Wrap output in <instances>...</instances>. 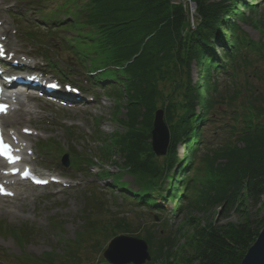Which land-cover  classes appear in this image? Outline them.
I'll list each match as a JSON object with an SVG mask.
<instances>
[{
  "label": "trees",
  "instance_id": "obj_1",
  "mask_svg": "<svg viewBox=\"0 0 264 264\" xmlns=\"http://www.w3.org/2000/svg\"><path fill=\"white\" fill-rule=\"evenodd\" d=\"M40 1L45 2L47 8L48 2L57 0ZM59 1L44 20L53 24L56 31L61 29L72 34V39L70 36L64 39L69 49L77 44L87 47L78 58L88 59L91 70L101 73L97 80L106 81L103 86L111 85L110 91L124 102L119 108L125 112L116 118L121 131L111 137L101 131L97 133L101 147L105 146L102 159L105 162L115 154L123 156V167L114 164L115 174L131 176L139 191L133 193L131 183L121 182L122 176H113L107 170H103L101 176L125 193L126 199H133L138 207L149 208L151 214L160 212L163 203L168 202L175 205L173 212L177 216L185 210L191 191L197 187H205L202 195L205 190L212 191L207 201L201 200L205 203L224 202L223 206L234 208L239 201H244L242 208L249 209L248 202L257 208L264 195V108L260 107L264 106V91L244 90L250 94L252 108L245 111L247 114L240 127L231 126L229 134L236 143L217 152L207 151L204 155L209 160L200 156L202 147L210 144L205 129L208 123L214 122L216 114L217 102L212 92H217L218 85L217 81L213 83L212 75H243V59L251 65L243 49L248 54L259 56L262 52L264 56L262 47L243 38L233 24L234 19H241L243 8L250 12L256 9L255 1L232 0L225 5L193 0L198 7L195 30L191 29L181 7L170 4L172 0ZM152 15L156 16L155 23L146 19ZM191 62L198 68L199 80L195 84L188 77ZM160 82H166L171 92L166 93L159 86ZM157 101L162 102L173 138L171 152L161 165L154 160L157 157L149 143L154 117L145 120L146 114L153 115L157 111ZM180 144L183 157L173 154V149L177 152ZM236 154V162L228 159ZM212 156L225 161V165L216 166L217 173L207 182L202 180L201 171L207 162L211 174ZM235 164L241 165L243 174L238 175L237 167L233 169ZM229 195L231 198H227ZM198 197L199 193L193 200ZM245 220L235 233L233 230L222 233L209 227L203 234L194 235L192 241L197 255L194 253L191 258L196 257V264H241L264 228V219L255 228H251L248 216ZM166 226L163 224L162 232L167 230ZM128 229L126 220L119 219L111 223L110 229L101 227L99 231L124 233ZM8 232L20 245L32 242L31 229L9 228ZM148 233L149 243L154 245L155 233ZM171 240L159 238L156 241L151 264H174L171 252L176 247ZM24 261L47 264V257L25 256Z\"/></svg>",
  "mask_w": 264,
  "mask_h": 264
},
{
  "label": "rangeland",
  "instance_id": "obj_2",
  "mask_svg": "<svg viewBox=\"0 0 264 264\" xmlns=\"http://www.w3.org/2000/svg\"><path fill=\"white\" fill-rule=\"evenodd\" d=\"M230 1L232 0H207L208 3H223L225 5H229ZM253 1H255L256 12L255 10L250 12L243 8L240 12L243 21L234 19L233 24L238 27L243 38L253 41L254 46H261L264 51V0ZM0 4V7L10 10L14 15L16 14V19L11 18L10 20V22L15 21L16 23L11 27L8 39L9 46L21 51L20 54L32 55L36 63L44 69L40 72L56 76L52 69L44 66L46 65L44 60L48 59L54 63L53 67H57L64 74L66 73L65 75L74 73V76L70 75L67 78L70 80L67 82L78 88H84L87 98L94 97L97 103L88 106L83 105L82 108L73 110L51 106L38 100L29 103V107L32 108L36 116L31 123L26 121L20 128L38 130L36 137L29 138L32 143L51 140L60 145L62 149L74 150L75 148L77 151L89 155L93 164L86 163L84 158L79 171L71 170L69 168L71 158H69V166L65 167L62 164L63 156L60 150L50 159L48 156L36 155L34 165L42 174L50 173L71 180L65 179L67 181H64L65 185L59 184L47 188H33L26 184L24 189L32 193L27 199L21 200L19 198L14 201L10 200L12 202L9 203L0 204V264H27L24 261L26 255L39 258L45 256L47 257V264H103V255L109 243L115 236L121 235L145 240L149 245L152 257L153 250L157 245L156 241L159 238H170L172 239L171 244L176 247H174L176 250L173 249L171 252L175 260L174 264H196V257L191 258L194 253L197 255L196 244H193L192 241L194 235L203 234L204 229L209 227L216 228L222 233L231 230H233L232 233H235L247 221L245 220L246 216L250 220L251 228H255L254 226L264 219V195L257 208L249 205V202L247 203L249 209L242 208L244 201L243 203L239 201L234 208H228V206H223L224 202L208 204L201 201H207L211 197L212 191L205 190L202 195L205 187H197L191 191L190 200L186 201L185 204V210L180 214L178 213L177 216H174L175 205L173 203H163L160 212L151 214L149 208L138 207L133 199H126L124 193L109 184V179L100 177L102 169H108L114 174L116 173L113 168L114 164L123 167V156L115 154L110 159H105L104 162L102 154L105 146L102 148L101 141L96 139L99 130L106 137H111L121 131L116 118L125 112L119 108V105L124 102L117 101L115 97L110 96V92L106 89L97 88L93 82H89V85L86 84L85 80H88L89 77H87L84 67H87L86 61L88 59L83 62L77 60L76 56L67 51L66 44L63 42V36L72 35L71 33L56 34L53 32L56 39L50 36L44 40L43 44L39 45L29 41L27 36H23L19 40L22 32L28 33V31H35L38 28H45V24L41 22L40 18L42 15L36 11L40 5L39 1L0 0ZM59 4L60 1L57 0L49 2L48 6L52 10ZM170 4L181 7L187 17V22L191 24V29L195 30L198 15L197 4L193 0H172ZM152 16L146 19L155 23L157 21L156 16ZM1 17L7 19L3 13ZM36 22L39 26L35 24ZM16 29L18 30L17 34H15ZM253 45L251 46L253 47ZM77 49L80 50L78 53H85L88 50L86 46L81 45ZM217 50L220 53V49ZM262 54V52L259 53V56L257 53L248 54L243 49V55L249 56L251 62L249 65L243 59V75H212L213 83L217 81L218 85L217 92H212L217 102L216 114L214 122L208 123L205 129L210 144L202 147L201 159L209 160L204 155L207 151L217 152L236 143L234 136L229 134L232 130L231 126L240 127L242 125L241 120L247 114L245 111L252 108L249 103V93H254L257 89L264 91V56H261ZM189 70L190 75L188 77H190L191 82L197 83L199 75L194 62H191ZM56 78L59 77L56 76ZM159 86L166 93L171 92L166 82H160ZM245 89H249V93L245 92ZM260 104L262 105V102ZM155 105L156 110L163 111L162 102L157 101ZM260 107L264 108V106ZM154 114H146L145 120L150 121L151 118H155ZM164 121L170 132L167 156L171 152L173 138L169 124L166 119ZM153 124L154 119H152V127ZM69 131H73L74 135H70L72 133ZM71 141H74V147L69 148ZM149 143L152 148V138ZM175 153H179V156L183 157L182 144L177 146V152L173 149V154ZM237 155H232L228 159L236 162ZM166 156H156L157 159L154 160L161 165ZM94 158L100 160L103 167L99 166ZM210 161L213 162L211 174L207 162L204 163L205 166L201 171L203 172L202 180H207V182L212 178L211 175L217 173L216 166L225 165V161L216 160L214 156L210 158ZM235 167H237L238 175L243 174V168L240 164L238 166L235 164L233 169ZM116 175L123 177L121 182L131 183L130 190L133 193L139 191V187L133 184L134 181L131 176L124 173L113 176ZM26 193L29 194V192ZM198 193L199 197L193 200V197ZM227 198H231V196L229 195ZM190 201L194 202L190 203ZM158 216L163 220V224L168 223L165 232H162L161 222L154 221L155 217ZM119 219H125L130 229L124 233H101L99 231L101 227L106 230L110 229L111 223ZM18 227L31 229L32 242L28 245L18 244L8 232L9 228L16 229ZM245 229L246 226H244ZM148 231L155 233V237L152 238L154 245L149 243Z\"/></svg>",
  "mask_w": 264,
  "mask_h": 264
},
{
  "label": "water",
  "instance_id": "obj_3",
  "mask_svg": "<svg viewBox=\"0 0 264 264\" xmlns=\"http://www.w3.org/2000/svg\"><path fill=\"white\" fill-rule=\"evenodd\" d=\"M164 111L155 113L152 130V149L157 156H166L170 145V132L164 121ZM118 241L128 242L115 247ZM104 258L111 264H146L151 261L148 245L144 240L119 236L111 241L104 253ZM241 264H264V228L255 243L244 256Z\"/></svg>",
  "mask_w": 264,
  "mask_h": 264
},
{
  "label": "bare ground",
  "instance_id": "obj_4",
  "mask_svg": "<svg viewBox=\"0 0 264 264\" xmlns=\"http://www.w3.org/2000/svg\"><path fill=\"white\" fill-rule=\"evenodd\" d=\"M7 34H8V30L7 29H1L0 28V39H1V36L9 37ZM15 60H18V59L15 58ZM18 101H19V108L14 110V111H12L8 116L4 117V122H2L3 126H4V129L6 127H9V126H20V125L26 123L27 120H29V122L31 123V119H32L33 113L30 112V111H27L28 107H26L25 101L23 99H21L19 97ZM5 134H6L7 138H9V140L12 141V143L16 146L18 152L21 151L24 148V145L22 144L24 142L21 143L20 141H18V139H16L17 143L14 141V138L16 137L15 134H13V135L8 134L6 129H5ZM27 148L29 150H32L33 146L29 144V146H27ZM25 162L29 163L30 160L26 159ZM47 178H51V177L47 176ZM4 180H5V178H3L1 176V172H0V184H2L3 186H6L7 188H11V191L13 190L16 193V197L17 198H20V197L22 198V197L26 196V194H27L26 191H24V190L22 191L21 189L16 187V186H22V188H24V186H25L24 183L25 182H22L21 184L18 185V184H13V183H3V182H1V181H4ZM30 194H32V193H30ZM0 200H1V198H0Z\"/></svg>",
  "mask_w": 264,
  "mask_h": 264
},
{
  "label": "snow or ice",
  "instance_id": "obj_5",
  "mask_svg": "<svg viewBox=\"0 0 264 264\" xmlns=\"http://www.w3.org/2000/svg\"><path fill=\"white\" fill-rule=\"evenodd\" d=\"M53 87H56V85H53ZM3 110H4V106H0V111H3ZM37 183H47V181H43V180H41V181H37ZM0 193H3V194H5V195H11V193H7V192H5L4 189H3L2 187H0ZM124 243H128V242H121V241H118L117 244L115 245V247H116L117 249H119L120 245H121V244H124Z\"/></svg>",
  "mask_w": 264,
  "mask_h": 264
}]
</instances>
